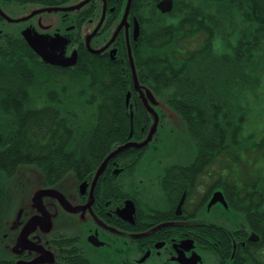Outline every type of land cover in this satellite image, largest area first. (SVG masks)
I'll return each instance as SVG.
<instances>
[{
    "label": "flooded vegetation",
    "instance_id": "af4514ba",
    "mask_svg": "<svg viewBox=\"0 0 264 264\" xmlns=\"http://www.w3.org/2000/svg\"><path fill=\"white\" fill-rule=\"evenodd\" d=\"M233 5H244L249 12L264 10V0H0V45L27 46L51 72L79 77H97L101 64L110 63L119 66L120 77L133 80L131 56L140 79L146 73L138 63L154 36L187 19L198 22L205 8L214 16L228 13ZM29 38L67 64L75 60L74 65L43 62ZM139 91L145 89L131 87L132 103L125 104L131 119L128 137L138 144L147 138L152 120ZM153 94L157 104H149L158 116L162 109H173ZM185 126L196 149L191 162L166 165L155 180L136 179V165L154 133L145 145L112 159L98 180L89 174L61 187L70 211L53 200L49 231L41 227L32 235L38 254L25 250L10 255L19 228L8 229L4 238L9 244L2 247L0 264L34 259L35 264H263L264 208L247 209L249 186H207L205 175L199 179L198 141ZM206 177L213 180V170ZM217 191L226 205L217 201L208 206ZM35 214L40 215L28 208L20 219L26 222Z\"/></svg>",
    "mask_w": 264,
    "mask_h": 264
},
{
    "label": "trees",
    "instance_id": "16d2710c",
    "mask_svg": "<svg viewBox=\"0 0 264 264\" xmlns=\"http://www.w3.org/2000/svg\"><path fill=\"white\" fill-rule=\"evenodd\" d=\"M244 7L233 5L228 13L216 12L214 16L205 8L198 22L187 19L154 36L148 58L138 63L146 73L139 83L170 104L198 141L199 179L205 175L207 186H249L247 209L258 211L264 208V193L254 187L260 186V176L241 157L244 154L249 159L247 152L252 155L260 150L263 157L264 138L258 144L238 140L242 117L235 102L245 87L250 91L264 75V10L249 12ZM197 40L195 47H188ZM31 53L27 46L16 43L0 45V171L10 176L19 166L35 165L47 182H56L69 172L82 180L128 140L125 96L132 80L118 75L119 66L101 64L98 77L88 76V87L100 90L99 100H89L95 105V116L86 122V129L75 131L65 108L52 104L54 96L41 107H25L29 84L51 81L55 74ZM8 79L18 80L16 87L20 81L18 89L22 90L8 91ZM63 97L70 102V95ZM133 125L139 130L134 120ZM223 154L228 166L218 169V178L214 174L213 180H208L206 172H215L212 163L215 166ZM55 157H60L65 167L50 174L47 167ZM241 163L242 171L237 167ZM261 242L264 248V238Z\"/></svg>",
    "mask_w": 264,
    "mask_h": 264
},
{
    "label": "rangeland",
    "instance_id": "374dc122",
    "mask_svg": "<svg viewBox=\"0 0 264 264\" xmlns=\"http://www.w3.org/2000/svg\"><path fill=\"white\" fill-rule=\"evenodd\" d=\"M196 43L198 44V40L190 43L188 47L193 48L196 46ZM148 52L147 50L145 59L148 58ZM53 76V80L51 79V81L49 80L45 83L32 82L29 84L30 86L27 88L28 101L25 107L27 109L41 107L54 96L52 98V104L54 106L59 104L65 108V113L70 116L71 121H73V123H71L73 129H75V131L86 129V122L92 120L95 116V105L90 104L89 100L92 98L99 100V88L88 87L90 83L88 76H75L74 78V76L62 72H55ZM17 81L18 80H7L8 85H10L8 91L12 92V94L22 86V83L19 81V85L16 87L15 82ZM243 91L244 94H242L240 100L238 99L235 102V106L239 107V116L242 117L241 128L239 127L237 129V131H240V136L238 135L240 138L238 140L242 144H248V142L258 144L264 138V75L260 76V81L258 83L254 82L250 91H248L247 87H245ZM63 95L66 96V98L67 95L71 96L69 103H66ZM93 95L95 97H93ZM60 101H62V103H59ZM6 112L8 113V111ZM6 112L5 115H7ZM158 113V124L154 134L155 136L136 165V179H143L145 181L151 178L155 180L164 166L173 162L188 164L195 157L196 149L189 139L185 123L181 116L169 107L167 109H162L161 112L158 111ZM76 125L80 127L77 128ZM260 153L261 150L252 155L250 152H247L249 159H247L244 154L241 158L245 163H248L251 168L257 171L256 173L260 176V186L254 187H257L264 193V156L262 157ZM228 164L229 162L225 161L224 154L219 157L214 166L216 178L219 177L218 169L226 167ZM243 165L244 163L237 165L240 171L243 170ZM64 167L65 165H62L60 157H55L52 159L50 166L47 167V172L50 171L52 174L57 173L63 170ZM231 177L232 175L230 178Z\"/></svg>",
    "mask_w": 264,
    "mask_h": 264
},
{
    "label": "water",
    "instance_id": "95a60500",
    "mask_svg": "<svg viewBox=\"0 0 264 264\" xmlns=\"http://www.w3.org/2000/svg\"><path fill=\"white\" fill-rule=\"evenodd\" d=\"M28 43L30 48L47 64L66 67L69 65L73 66L75 63V60H73V62L67 64L54 54L45 52L42 47H38L35 41L30 38L28 39ZM129 61L133 72V87L137 90L143 89L138 83L131 56L129 57ZM139 94L145 109L152 118V125L150 126L147 138L142 143H125L109 152L97 167L94 181L99 178L111 159L130 147L145 145L155 133L158 124V115L149 103L156 105V102L147 88H145L144 93L139 91ZM129 97L130 93H127L126 103H128ZM44 183L45 176L35 165H22L17 167L11 178H7L6 174L0 171V259L3 253L2 247L5 246V242H7L4 236L8 229L15 230L19 228L18 234L11 241V246L9 247L10 255H18L25 250L38 254V242L32 235L37 228L41 227H44L45 232L49 231L54 215H52L53 212H49L48 209L53 207V200H55L63 210L70 211L68 208L69 203L66 200L67 198L60 189L63 186L74 184L73 173H67L53 186L44 187ZM217 201H222L226 205L221 193L218 191L213 194L208 206L213 205ZM28 208L35 210V213H40V215H32L26 222H23L20 219L21 215L23 211ZM7 244H9V241ZM35 260L36 259L31 260L28 263L17 262L16 264H35Z\"/></svg>",
    "mask_w": 264,
    "mask_h": 264
}]
</instances>
